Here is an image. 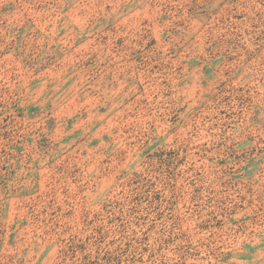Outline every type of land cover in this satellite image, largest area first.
Wrapping results in <instances>:
<instances>
[{
  "label": "rangeland",
  "instance_id": "374dc122",
  "mask_svg": "<svg viewBox=\"0 0 264 264\" xmlns=\"http://www.w3.org/2000/svg\"><path fill=\"white\" fill-rule=\"evenodd\" d=\"M0 264H264V0H0Z\"/></svg>",
  "mask_w": 264,
  "mask_h": 264
}]
</instances>
